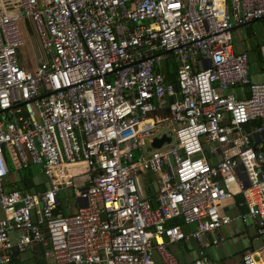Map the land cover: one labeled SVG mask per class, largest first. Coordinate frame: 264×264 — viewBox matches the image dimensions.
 <instances>
[{
  "label": "built area",
  "instance_id": "built-area-1",
  "mask_svg": "<svg viewBox=\"0 0 264 264\" xmlns=\"http://www.w3.org/2000/svg\"><path fill=\"white\" fill-rule=\"evenodd\" d=\"M26 17L42 49L34 67L18 57ZM260 19L264 0H0V264L37 244L53 264H264V242L237 261L205 252L235 193L238 217L264 234V153L244 129L261 120L264 132V79L232 35ZM170 53L176 84L155 70ZM163 134L170 142L148 149ZM34 164L45 187L5 190L10 166ZM67 190L74 211L60 208ZM189 239L197 257L179 262L168 245Z\"/></svg>",
  "mask_w": 264,
  "mask_h": 264
},
{
  "label": "crops",
  "instance_id": "crops-1",
  "mask_svg": "<svg viewBox=\"0 0 264 264\" xmlns=\"http://www.w3.org/2000/svg\"><path fill=\"white\" fill-rule=\"evenodd\" d=\"M264 22V19H260ZM256 21V20H255ZM254 21L249 22L248 24H245L243 26H237L232 30L233 40H234V50L235 51H246L248 53L249 58V68H250V75L251 78L254 80H262L264 79V71L261 65V61L256 60V54L254 53V46L251 47V43L248 42V37L252 38L255 48L258 49L260 52V47L264 44V27H258L255 29L251 28V23ZM247 25L250 27V31L244 32L243 30L246 29ZM246 26V27H244ZM244 28V29H243ZM247 30V29H246ZM243 34H245V37H243ZM261 55V52H260ZM167 61V60H166ZM166 61H163L165 63ZM28 67H31V63L28 61L26 62ZM176 63V62H175ZM176 73V68H175ZM233 92L238 97H246L248 95V91L246 87H235L233 89ZM151 118H156L158 116L166 117L167 111L162 110L158 112H152L148 115ZM257 121V120H255ZM255 121H252L250 123H247L244 126V129L247 132H250V139L251 141L257 145V147L264 153V132H255V129L261 125L262 121L258 125L254 124ZM254 134H258L259 137H254ZM206 155L208 159L211 162H215L217 159L218 154H209L206 152ZM20 171V170H19ZM19 171H15L12 168V171L9 173L7 179H6V185L5 190L10 191L13 187H16L24 192H31L35 191L37 189L43 188L46 186V178L43 176L41 168L40 173L36 174L32 170L31 172L34 175V182L36 187H33L31 190H23L20 188L22 185L19 182ZM150 173L153 176V182L154 184L147 185L145 183V174ZM146 173H140L139 175V185L141 188V192L143 195H146L147 197L151 198L152 201H154V197L156 194V183H155V174L151 172ZM67 192V195L65 197H69L67 201H65L67 204L63 205L64 211L67 209H70L71 211L74 210L73 202L70 201L69 191ZM64 192V193H65ZM67 197V198H68ZM70 201V202H69ZM242 201V196L240 193H235V195L227 199L222 204V211L231 216L232 221L228 225H223L217 230V235L221 236L223 239L221 242L216 245H208L205 249L206 255L209 258L211 262H217V261H237L241 259L242 254L249 250V249H255L259 247L264 242V234H258L256 224L253 222L251 218L246 219L245 221H242L238 215L240 213L246 212V207L244 205H241L240 202ZM2 215L1 209H0V216ZM178 219V218H177ZM174 219L170 220L173 221ZM185 230H188V227H183ZM207 239H211L212 234H209L206 236ZM40 245V244H37ZM36 245V247H37ZM35 247V250H36ZM168 248L174 253L175 257L179 262H188L192 261L194 258L197 257L198 253V243L195 239H189L187 241H184L182 243H172L168 245ZM35 250L33 253L28 254H21L20 258L16 260V264H35L37 260L35 259V256L38 258V262L40 264H53L51 262H48L43 257V248L42 253L37 255L35 254ZM154 259H158L157 254L154 253L153 255Z\"/></svg>",
  "mask_w": 264,
  "mask_h": 264
},
{
  "label": "rangeland",
  "instance_id": "rangeland-1",
  "mask_svg": "<svg viewBox=\"0 0 264 264\" xmlns=\"http://www.w3.org/2000/svg\"><path fill=\"white\" fill-rule=\"evenodd\" d=\"M244 27H246V26H244ZM258 27H261V28L264 27V22L262 20H256L253 23H251L252 29H255ZM20 28H21L23 36H24L25 44L20 49V51L18 52V57L22 61H26V62L29 61L31 63L30 66L34 67V63L36 62V59H37V56L35 55V53L42 54V49H41L40 40L38 38L36 29L34 27V24L31 20V18H28V17L24 18L20 22ZM246 29H244L243 31L244 32L250 31V27L248 25H247ZM243 37H245V34H243ZM248 42L251 43V45H250L251 47L254 46L253 47L254 53L256 54V57H257L255 61H258V56L260 57V52L258 51V49L255 48V44H254L252 38L248 37ZM259 61H260V58H259ZM167 62L170 64L171 69L175 70L176 63L174 62L173 58L172 57L169 58V60ZM160 64H162L163 66L166 65V63H163L162 61L160 62ZM30 169L36 174L40 173V166L39 165H36V164L31 165ZM20 172H22L24 174V173H26V169H22V170H20ZM145 183L147 185L154 184L153 176L150 173L145 174ZM66 195H67V192L64 193V197ZM65 204H67V203L65 202ZM60 208H62V210L64 211L63 207L60 206ZM72 211H74V210H72Z\"/></svg>",
  "mask_w": 264,
  "mask_h": 264
},
{
  "label": "trees",
  "instance_id": "trees-1",
  "mask_svg": "<svg viewBox=\"0 0 264 264\" xmlns=\"http://www.w3.org/2000/svg\"><path fill=\"white\" fill-rule=\"evenodd\" d=\"M173 58L174 62H176V59L174 57V55H172V53L169 54V57L167 59V61L169 60V58ZM165 62L166 65L163 66L162 64H158L155 66V70L157 72H160L161 74H163L164 76V80L166 82H171L173 84H176L177 80H176V73H175V70H172L171 69V66L168 62ZM261 120H257L255 121L254 124L258 125L260 123ZM9 171L11 172L12 171V168L9 167ZM19 182L22 184L20 186L21 189L23 190H31L33 187H36L35 185V180H34V175L33 173L31 172V169H30V166L28 168H26V173H22L19 171ZM181 223V220L180 219H177L175 218L173 221H171L169 224H180ZM42 253V246L41 245H37L36 247V250H35V254L39 255ZM43 255V254H42ZM38 257V256H37ZM35 256V259L37 260L36 262H34L35 264H40L38 262V258ZM14 262V260H13Z\"/></svg>",
  "mask_w": 264,
  "mask_h": 264
},
{
  "label": "water",
  "instance_id": "water-1",
  "mask_svg": "<svg viewBox=\"0 0 264 264\" xmlns=\"http://www.w3.org/2000/svg\"><path fill=\"white\" fill-rule=\"evenodd\" d=\"M254 137L257 138V137H259V135L254 134ZM170 140H171V137L169 135H166V134H163L160 137H154L152 139L151 144L148 147V149H150L151 147L158 148L163 144V142H170ZM80 204H81V206H85L86 205L85 200H83V199L80 200Z\"/></svg>",
  "mask_w": 264,
  "mask_h": 264
}]
</instances>
